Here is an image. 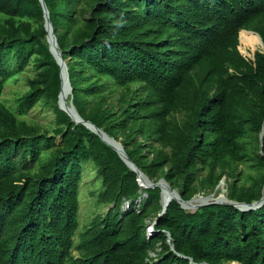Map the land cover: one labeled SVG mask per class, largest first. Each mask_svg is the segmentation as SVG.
<instances>
[{
  "label": "trees",
  "instance_id": "trees-1",
  "mask_svg": "<svg viewBox=\"0 0 264 264\" xmlns=\"http://www.w3.org/2000/svg\"><path fill=\"white\" fill-rule=\"evenodd\" d=\"M45 2L82 118L118 140L153 182L164 178L185 200L196 194L202 169L208 171L203 185L216 188L225 175L232 180L231 200L262 198L264 172L239 187V174L227 169L252 162L264 170V53L245 57L264 46L240 45L242 30L264 42V0ZM17 18L34 19L35 27L16 24ZM34 56L41 70L18 104L54 102L59 127L52 136L18 119L2 100L7 76ZM109 85L121 91L116 104H107ZM60 91L40 1L0 0V264H264V205L241 211L216 203L189 212L173 200L159 217L161 189L141 187L116 150L73 122L57 105ZM180 114L185 118L174 119ZM139 135L161 145L152 158ZM87 162L103 181L100 203L112 207L79 232ZM144 195L137 212L133 206Z\"/></svg>",
  "mask_w": 264,
  "mask_h": 264
},
{
  "label": "rangeland",
  "instance_id": "rangeland-1",
  "mask_svg": "<svg viewBox=\"0 0 264 264\" xmlns=\"http://www.w3.org/2000/svg\"><path fill=\"white\" fill-rule=\"evenodd\" d=\"M5 17H1V21L4 20ZM29 21L33 22V26L35 27L34 19L31 20L30 18H22V19H15L16 24H22L27 23ZM244 34V33H243ZM256 34L252 33L251 31H246L242 38H240V45L242 48H254L256 44H259L258 38L256 39ZM240 49V48H239ZM241 51V50H240ZM257 52H263V50H257L250 52L249 56H245L247 59H254V54ZM36 56L32 58L30 63L25 67V69L18 71V67L16 64H11L14 66V68L17 70V72L14 75L7 76L5 83H4V89H3V95L2 100L3 102L10 107L17 115L18 119L24 120L29 124H33L37 126L41 131H47L50 136H52L54 133V130L59 127L57 114L54 110V102L48 100L47 98L41 99L36 105H34L30 109H22L20 108L18 104V99L23 96L25 93H27L30 89L29 82L31 79H34L38 76V73L40 72V68L36 64ZM141 88L140 85H135L134 89L139 90ZM108 89L110 91L108 96V103L111 104L114 102L116 104L117 98L121 96V91H116V88L114 89L113 86H108ZM113 90V91H112ZM142 92V91H141ZM72 94H70L67 98V102H71ZM85 98H88L85 96ZM57 105L59 106L58 102ZM70 105V104H69ZM65 112V111H64ZM73 122H79L76 120L77 117H73V115H69L67 112H65ZM75 116V115H74ZM183 118H185V115L180 114L174 116V119L181 121ZM140 140L143 142L144 146V155L148 157L149 159L153 157V154L155 153L156 148H160L161 145L157 144L152 139H146L139 135ZM61 138L58 137L56 143L60 144ZM251 148L254 153L259 154V147L258 142L253 137L250 139ZM252 162H249L248 165H233L231 169H227V172L233 171L235 174H239L235 177V180L237 181V184L239 187L241 186H249L252 183V176H256L260 178L264 172L258 171L252 167H250V164ZM208 174V171L205 169H202L198 176L199 179L196 182L195 191L196 194L192 197L194 198H202V199H208V203H212L213 201H221L220 199L227 198L228 197V182L227 176L225 175L222 180H224V184L221 188L216 187L213 188L211 186H207L206 184L203 185L201 180H205L206 176ZM232 181V180H231ZM102 178L98 176L97 167L95 164L91 162H87L84 164L83 173H82V183L80 187V215H79V221H80V229L79 232H83L91 223V221L97 217V216H104L108 210L112 207V204H105L100 203V194L103 191L102 186ZM212 195H214L212 197ZM146 197V195H144ZM215 199V200H214ZM173 200V199H172ZM171 200V201H172ZM189 211V210H187ZM191 212V211H189ZM157 218L156 213H152L148 216L147 223L149 224V227L152 226ZM148 233V230H147ZM79 241V237H76V242ZM161 246H157L156 251H152L150 253V256L155 258L157 256V253L160 251ZM76 255H78L77 252H75ZM227 264H237V263H227Z\"/></svg>",
  "mask_w": 264,
  "mask_h": 264
},
{
  "label": "water",
  "instance_id": "water-1",
  "mask_svg": "<svg viewBox=\"0 0 264 264\" xmlns=\"http://www.w3.org/2000/svg\"><path fill=\"white\" fill-rule=\"evenodd\" d=\"M41 7L43 9V15H44V28L47 32V42L49 44V50L52 53V55L54 56L58 66L60 67V77H61V91L58 97V104H59V108L61 110H63V105L66 104V96H62L65 92H68L70 94H72V87H71V83H70V75H69V68L67 65V61L64 59L63 57V53L62 50L60 49L59 43H58V38L57 35L55 33L54 30V26L53 23L50 19V12L47 8L46 2L45 0H39ZM259 35V34H258ZM260 36V35H259ZM261 37V36H260ZM262 39V37H261ZM263 42V40H262ZM263 46H264V42H263ZM264 53V49L263 52ZM255 60V54H254V59ZM70 111L73 112L74 115L77 116L78 118V124H83L85 125L87 128H89L92 132H94L95 134H97L105 143H107L108 145H110L114 150L117 151V153L119 154L120 158L125 162V164L134 172H136L138 174V181L140 186L142 187V183L141 181L143 179H147L149 180V183L151 185H148V189H152L155 187H159L161 189V195H162V191L163 188H167L168 190H170L175 196H174V200H176L180 205L181 208L185 209L183 203H189L192 199L189 200H185L181 197L180 193L178 190L173 189L171 187V185L164 179H160L158 182H153L146 174H144L139 167L130 159V157L128 156V154L126 153V150L124 148V146L118 141L116 140L114 137L110 136L109 134H107L105 131H103L101 128L97 127L94 123H92L91 121H87L84 118H82L80 116V114L78 113L74 103H73V97L71 98V102H70ZM64 111V110H63ZM66 112V111H65ZM74 118V117H72ZM264 137V131H262L261 136H260V140L262 141ZM109 140H113L114 143H116L118 145V148L113 145ZM225 180V179H224ZM224 180H222L219 185L217 187L220 186V184L222 182H224ZM162 201V199H161ZM216 203H222V204H229L232 205L236 208H238L241 211H249V210H253V209H257L260 208L261 206L264 205V195L262 196V198L259 201L253 202L252 204H248L245 202H238V201H234L231 200L227 197V199L225 201H216L213 203H207L205 205L200 206L204 207L207 205H211V204H216ZM168 206L163 207L162 206V211L159 214V217H161L162 215H164L167 211ZM198 208V209H199ZM197 209V210H198ZM195 212V211H194ZM167 242L170 243V241L167 239ZM171 250H175L174 249V245L171 244ZM180 255V254H179ZM183 256V255H180ZM185 257V256H183ZM192 264H195L193 261L191 262ZM203 264H208V263H203Z\"/></svg>",
  "mask_w": 264,
  "mask_h": 264
},
{
  "label": "bare ground",
  "instance_id": "bare-ground-1",
  "mask_svg": "<svg viewBox=\"0 0 264 264\" xmlns=\"http://www.w3.org/2000/svg\"><path fill=\"white\" fill-rule=\"evenodd\" d=\"M247 30H242L241 31V33H244L245 34V32H246ZM249 32V31H248ZM252 32V31H251ZM252 33H254V32H252ZM244 34H242V36H241V38L243 37V35ZM254 34H256V36L255 37H258V40L260 41V38L261 37H259V35L257 34V33H254ZM259 43H261V45H263V42H262V39H261V41L259 42ZM252 49V48H251ZM70 95V93H68V92H65L62 96L64 97V96H66V102H67V98H68V96ZM70 103H68L67 102V105L66 104H64L63 105V110L64 111H66L69 115H73V117H77L76 115L74 116V114H73V112H71L70 111V105H69ZM76 120H78V118H76ZM77 123V122H76ZM113 145H115L117 148H118V145L116 144V143H114L113 142V140H109ZM141 183H142V187L143 188H147L148 187V185H151L150 183H149V180H147V179H143L142 181H141ZM224 184V182H222L221 184H220V186H219V188H221L222 187V185ZM174 194L170 191V190H168L167 188H163V191H162V201H161V203H162V206L163 207H166V206H169V204H170V202H172L173 200H174ZM214 195H212V197H213ZM173 199V200H172ZM227 199V198H226ZM225 198H223V199H220L221 201H225L226 200ZM172 200V201H171ZM215 200V199H214ZM220 201V202H221ZM209 202V200L208 199H202V198H194V199H192L189 203H183V205H184V207H185V210H189V211H191V212H194V211H196L200 206H202V205H205V204H207ZM214 202V201H213ZM212 202V203H213Z\"/></svg>",
  "mask_w": 264,
  "mask_h": 264
},
{
  "label": "built area",
  "instance_id": "built-area-1",
  "mask_svg": "<svg viewBox=\"0 0 264 264\" xmlns=\"http://www.w3.org/2000/svg\"><path fill=\"white\" fill-rule=\"evenodd\" d=\"M146 197H147V196H146ZM146 197L144 196V197H141V198L137 199L136 202H135V205L133 206V209L136 210L137 212H140V207H141V205H142V203H143V201H144V199H145ZM130 206H131L130 202H126V203L123 205V209H124V210H128V209L130 208ZM155 223H156V222H154V224H153L152 226H150V227L148 226V228H147V230H148L147 235H148L149 237L152 236V235L155 233ZM167 236H168V240L170 241V240H171L170 235L167 234Z\"/></svg>",
  "mask_w": 264,
  "mask_h": 264
}]
</instances>
